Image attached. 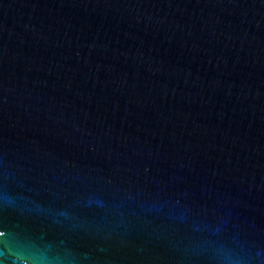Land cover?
<instances>
[{
    "label": "water",
    "instance_id": "obj_1",
    "mask_svg": "<svg viewBox=\"0 0 264 264\" xmlns=\"http://www.w3.org/2000/svg\"><path fill=\"white\" fill-rule=\"evenodd\" d=\"M0 264H264V0H0Z\"/></svg>",
    "mask_w": 264,
    "mask_h": 264
},
{
    "label": "snow or ice",
    "instance_id": "obj_2",
    "mask_svg": "<svg viewBox=\"0 0 264 264\" xmlns=\"http://www.w3.org/2000/svg\"><path fill=\"white\" fill-rule=\"evenodd\" d=\"M0 235H2V234H0Z\"/></svg>",
    "mask_w": 264,
    "mask_h": 264
}]
</instances>
